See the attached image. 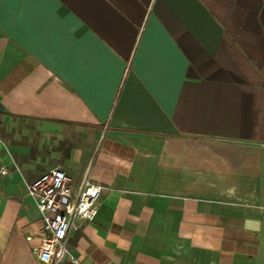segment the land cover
I'll list each match as a JSON object with an SVG mask.
<instances>
[{
	"label": "crops",
	"instance_id": "obj_1",
	"mask_svg": "<svg viewBox=\"0 0 264 264\" xmlns=\"http://www.w3.org/2000/svg\"><path fill=\"white\" fill-rule=\"evenodd\" d=\"M55 165L103 186L59 264H264V0H0V264Z\"/></svg>",
	"mask_w": 264,
	"mask_h": 264
},
{
	"label": "built area",
	"instance_id": "obj_2",
	"mask_svg": "<svg viewBox=\"0 0 264 264\" xmlns=\"http://www.w3.org/2000/svg\"><path fill=\"white\" fill-rule=\"evenodd\" d=\"M1 173H6V169L1 168ZM25 189L42 221L36 248L39 264H59L66 257L77 263L68 248V234L78 229L81 220L91 221L96 217L102 184L86 173L73 189L71 177L60 165H55L27 183Z\"/></svg>",
	"mask_w": 264,
	"mask_h": 264
}]
</instances>
